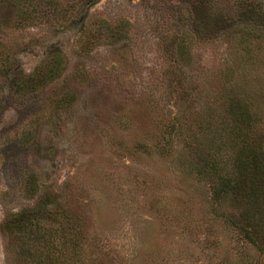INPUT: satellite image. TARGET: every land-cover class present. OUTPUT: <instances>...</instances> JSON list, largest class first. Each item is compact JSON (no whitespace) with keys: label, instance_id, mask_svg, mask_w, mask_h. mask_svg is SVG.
Instances as JSON below:
<instances>
[{"label":"rangeland","instance_id":"obj_1","mask_svg":"<svg viewBox=\"0 0 264 264\" xmlns=\"http://www.w3.org/2000/svg\"><path fill=\"white\" fill-rule=\"evenodd\" d=\"M250 3L0 0V264H264V198L214 193L264 161Z\"/></svg>","mask_w":264,"mask_h":264},{"label":"trees","instance_id":"obj_2","mask_svg":"<svg viewBox=\"0 0 264 264\" xmlns=\"http://www.w3.org/2000/svg\"><path fill=\"white\" fill-rule=\"evenodd\" d=\"M247 7V6H246ZM247 16L253 20L264 21L263 11L257 4L250 3L246 8ZM249 148H245L244 152H238L234 161V166L239 170L234 178L226 180L223 184H220L218 188L214 189L215 195L219 198L224 196L233 195L235 197H243L245 200L254 207L258 205L257 200L260 197L264 198V161L262 157L254 151L251 159L244 156V153ZM43 208H36L30 212H23L17 216L12 217L6 223V228L13 227L16 230L21 231L25 226L31 224L33 221L38 222L43 214ZM248 230V229H247ZM250 231V230H249ZM253 234V233H252ZM251 231L247 233L246 238L252 241ZM250 235V236H249ZM61 258H55L53 260L56 264H60Z\"/></svg>","mask_w":264,"mask_h":264}]
</instances>
